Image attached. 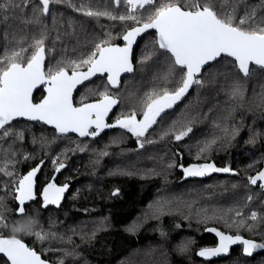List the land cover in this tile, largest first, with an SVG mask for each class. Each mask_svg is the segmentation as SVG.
<instances>
[{
    "label": "trees",
    "instance_id": "trees-1",
    "mask_svg": "<svg viewBox=\"0 0 264 264\" xmlns=\"http://www.w3.org/2000/svg\"><path fill=\"white\" fill-rule=\"evenodd\" d=\"M179 2L185 5L189 0ZM37 3L31 0V4ZM213 3L220 11V0ZM259 3L260 0H245L238 15L243 14L246 5ZM81 4L107 8L114 15L127 12L124 3L117 8L112 0L52 3L49 14L41 17L42 24L25 28L18 21L0 23V57L16 47L13 33L15 39L27 37L22 45L27 48L32 38H39L44 30L45 71L58 66L71 71L67 61L82 53L86 56L91 51V41L118 42L127 28L136 25L104 16H85L77 11ZM150 10L145 6L131 14L146 15ZM25 14L31 16V5ZM258 14H264V10H258ZM69 21L75 29L72 36L64 35L73 31ZM109 33L110 38L106 37ZM31 52L29 48L25 55ZM133 56L136 69L123 77L119 88L112 89L104 77H97L80 87L75 103L112 93L120 100L113 116L135 112L137 118H142L146 93L165 87L174 91L179 86L183 71L172 64L170 53L159 49L151 32L141 38ZM146 56L151 59L142 62ZM58 61L62 63L58 65ZM170 68H174L173 74L165 81L163 77ZM196 79L202 83L193 84L186 97L166 109L140 138L120 127L89 138L58 134L43 124L25 121L5 126L0 130V169L13 175L0 171V214L13 222L32 221L33 231L42 229L48 234L40 241L34 235L21 233L43 258L57 264H264V257L250 260L239 248L223 259L206 260L196 254L198 249L215 244V238L204 230L209 225L264 241V235L259 234L261 228L249 232L228 226L233 218L240 219L235 217L236 210L245 218L252 211L264 216V189L259 183H249V177L264 170V70L252 66L251 74L244 77L234 59L221 56ZM236 82L242 85L243 99L231 95ZM41 95L38 91L34 98ZM189 122L192 132L176 141L173 131ZM5 131L8 135H4ZM213 140L216 143L210 149L200 152ZM37 160L43 163L39 185L50 180L58 185L68 183V192L59 207L43 208L33 201L21 217L15 213V187L23 172ZM59 163L65 167L57 172ZM179 163L183 168L213 163L231 171L186 177ZM117 190L118 194L113 195ZM220 216L224 219L216 218ZM0 264L9 263L0 258Z\"/></svg>",
    "mask_w": 264,
    "mask_h": 264
},
{
    "label": "snow or ice",
    "instance_id": "snow-or-ice-1",
    "mask_svg": "<svg viewBox=\"0 0 264 264\" xmlns=\"http://www.w3.org/2000/svg\"><path fill=\"white\" fill-rule=\"evenodd\" d=\"M64 2L65 0H38L37 4H31V0H6L0 3V23L7 25L10 20L18 21L25 28L30 24H42L41 17L49 14L50 5ZM68 2L70 4V0ZM112 2L117 8L124 3L127 12L114 15L107 8L94 9L83 4L77 11L88 17L104 16L109 20H118L125 25L132 22L139 26L131 27L125 32L122 37L125 41L124 47L111 45L108 39L91 41L92 48L86 56L82 53L80 57L67 61L72 69L71 74L65 66L44 70L46 31L42 30L39 38L33 37V43L27 48L22 46L27 37L21 36L20 39H15V33H13L16 47L6 50L0 57V129H4L10 121L17 117H26L29 120L43 121L53 125L59 133L76 132L81 137L96 136L104 128L118 126L140 138L145 136L148 129L157 122V118L179 101L193 84L202 83L201 80L196 79V76L218 57L227 55L234 58L239 72L244 77L251 74L252 66L264 70V14H258V10H264V0H260L258 5H246L242 15H238V11L245 0H220V11L217 10L213 0H204L203 3L201 0H189L185 5H181L179 0H160L159 3L157 0H112ZM30 5L31 16H27L25 9ZM145 6L151 8L146 15L131 14L138 9H144ZM68 26L73 28L71 21L68 22ZM148 29L156 30L159 48L170 53L172 64L183 71L179 86L174 91L165 87L146 93L147 102L141 120H138L136 113L133 112L118 118L115 124L105 123V117L113 105L118 102L106 92L100 93L101 99L97 102L74 107L73 90L91 76L97 73H107L108 82L116 86L121 73L133 71L130 61L132 45L136 37ZM74 31L73 28L72 32H65L64 35L72 36ZM106 37L110 38L111 34H106ZM56 39L59 40L60 36L58 35ZM29 48L32 52L26 56ZM149 59L151 57L146 56L142 62ZM61 63L62 61L57 62L58 65ZM85 65L87 70L80 71L79 69ZM173 71L174 68H170L163 79L167 81ZM39 85H47L45 88L47 95L39 103H33V90ZM231 95L233 98L243 99L244 91L239 82L234 83ZM93 125L95 130L90 132L89 129ZM191 132L192 127L189 122L181 130L173 131L172 134L176 141H180ZM168 134L165 133V135ZM4 135H8L7 131ZM215 143V140L207 143L200 149V152L207 151ZM143 146L141 142L140 147ZM53 163L55 164L56 161ZM64 167L65 164L59 163L56 171L59 172ZM0 171L8 176L13 175L6 169H0ZM38 171L39 166L29 171L27 175L18 180L15 187L17 193L15 199L19 202L17 214L21 217L25 216V202L35 199L34 177ZM230 171L228 167L218 168L213 163L193 164L183 168L186 177ZM258 182L259 187L264 189V170L249 177L251 185H257ZM67 188V184L57 186L54 182L48 183L42 192L43 206L47 207L50 204L59 206ZM117 194L118 190L113 193V195ZM247 199L251 201L252 197L248 196ZM0 203H2V198H0ZM235 217H240V219L233 218L229 227L235 226L237 229H246L249 232H256L257 228H261L259 234L264 235V227H261L264 226V216L256 211H252L245 218L241 211L236 210ZM208 218L205 216V219ZM216 218L224 219L223 216ZM249 220L254 223H248ZM0 223L4 224V227L8 226L2 214H0ZM32 223L34 222L29 221L25 224L17 221L13 224V230L26 235H34L40 241L47 239L48 234H45L42 229L32 230ZM207 231L215 233L218 237V244L215 247H204L198 252L199 256L206 259L227 254L231 246L237 244L242 245L243 254L249 257L258 250H264V242L246 239L238 233L226 234L216 228H208ZM0 254H3L10 264H47V261L16 235L8 238L0 236Z\"/></svg>",
    "mask_w": 264,
    "mask_h": 264
},
{
    "label": "flooded vegetation",
    "instance_id": "flooded-vegetation-1",
    "mask_svg": "<svg viewBox=\"0 0 264 264\" xmlns=\"http://www.w3.org/2000/svg\"><path fill=\"white\" fill-rule=\"evenodd\" d=\"M152 34H154V36H155V40H156V43H157V35H156V33L155 32H152V31H150ZM141 40V39H140ZM139 40V41H140ZM158 45V44H157ZM159 47V46H158ZM160 49V48H159ZM163 50V49H162ZM104 78H105V80H106V82H107V79H106V76H103ZM108 83V82H107ZM109 85V84H108ZM110 86V85H109ZM45 87V85H43L41 88H39L38 90H36V92H38V91H40L41 92V96L39 97V98H37V99H35L34 97H35V94H34V96H33V100L34 101H38L39 99H41L42 98V96L44 95V91H43V88ZM111 87V86H110ZM112 88V87H111ZM112 89H117V88H112ZM111 95H113V96H115V97H117L116 95H114V94H112L111 93ZM118 98V97H117ZM97 100V99H96ZM120 101V100H119ZM79 104H81V103H79ZM119 104V103H118ZM115 110V109H114ZM114 110H113V112L110 114V116L108 117V119H107V123H112V122H114V121H116L118 118H122L123 116H113V114H114ZM143 117V116H142ZM138 120H141V119H143V118H137ZM25 122H28V121H25ZM32 123H37V124H42V122H40V121H35V122H32ZM44 125V124H43ZM7 126V125H6ZM46 126V125H45ZM50 128V127H49ZM118 128V127H117ZM53 129V128H52ZM115 129V128H114ZM121 129V128H120ZM1 130V129H0ZM124 130V129H123ZM90 132L91 131H94V128H91L90 130H89ZM124 131H127V130H124ZM106 132V131H105ZM104 132V133H105ZM57 133V132H56ZM103 133V134H104ZM103 134H101V135H103ZM100 135V136H101ZM99 136V137H100ZM97 138V137H96ZM37 155L35 154V157H36ZM44 160V159H43ZM42 164L43 163H41V162H39L38 160L35 162V164L32 166V167H28L27 169H26V171H24L23 172V174L21 175V177L20 178H22L27 172H29V170H33L34 168H36V167H38L39 166V171H40V169H41V166H42ZM180 165L179 166H184V165H182L181 163H179ZM187 168V167H186ZM39 171L37 172V174H36V177H35V181H34V194H35V199H33V200H29V201H26L25 202V205H24V208L26 209V206L29 204V203H31V202H33V201H38V205L41 207V206H43L42 205V203H43V197H42V191H43V187L47 184V183H41L40 185H39V182H38V177H39ZM19 178V179H20ZM49 182H53L52 180H50ZM259 183V182H258ZM16 195H17V193H16ZM15 195V196H16ZM16 202H17V205H16V209H15V213L17 214V208L19 207V202L16 200ZM49 207H53V206H49ZM46 208H48V207H46ZM18 215V214H17ZM17 221H21V220H17ZM17 221H15V222H17ZM4 222L8 225L7 227H4V224H2V223H0V236H3V237H5V238H8V237H11L12 235H16L17 236V238H20L22 241H24V242H26L25 241V239H23V237H22V235H21V233L22 232H15L14 230H13V224L15 223V222H13V220L12 219H7V218H4ZM22 222V221H21ZM25 224H27V223H25ZM212 226V225H211ZM207 227V226H206ZM217 228V227H216ZM205 229V228H204ZM218 229H220V230H222V231H224L223 229H221V228H219L218 227ZM224 232H228V231H224ZM207 233H209V232H207ZM228 233H230V232H228ZM209 234H211L214 238H215V243H216V240H217V238H216V236L214 235V234H212V233H209ZM231 234H233V233H231ZM238 234H240V235H242V236H244L243 234H241V233H238ZM244 237H246V236H244ZM246 238H249V239H253V240H256V241H258V242H264V241H262V240H258V239H256V238H252V237H246ZM27 243V242H26ZM28 244V243H27ZM215 245V244H214ZM30 246V245H29ZM31 247V246H30ZM235 248H239L240 249V251H241V253H242V255L244 256V257H246V258H248V259H250V260H253V259H256V258H263L264 257V250H260V251H257L255 254H253V256H251V257H249V256H245L244 254H243V251H242V245H237L236 247H234V248H232L231 250H233V249H235ZM230 250V251H231ZM230 251H229V253H230ZM0 258H2V259H4V260H7L5 257H3V256H0ZM9 263V262H8Z\"/></svg>",
    "mask_w": 264,
    "mask_h": 264
},
{
    "label": "water",
    "instance_id": "water-1",
    "mask_svg": "<svg viewBox=\"0 0 264 264\" xmlns=\"http://www.w3.org/2000/svg\"><path fill=\"white\" fill-rule=\"evenodd\" d=\"M134 26H139L138 24H136V25H133V26H131V27H134ZM131 27H129V28H127L125 31H124V33H123V35L125 34V32L128 30V29H130ZM148 31H152V32H155L156 33V30L155 29H148L147 31H145L144 33H141L139 36H137L136 37V40H135V42L133 43V45H132V51H131V54H130V61H131V64H132V68H133V71H134V64H133V58H134V47H135V45L137 44V42H138V40H139V38L142 36V35H144L146 32H148ZM123 35L119 38V40H118V42H115V43H110L111 45H114V46H119V47H124L125 46V41L122 39V37H123ZM156 35H157V33H156ZM222 56H227V55H222ZM219 58V57H218ZM217 58V59H218ZM231 58V57H230ZM232 59H234V58H232ZM45 60H46V58H45ZM212 62H214V61H212ZM212 62H210V63H212ZM209 63V64H210ZM208 64V65H209ZM207 66V65H206ZM205 66V67H206ZM44 70H45V61H44ZM87 70V68H85V69H82V70H80V71H86ZM132 71V72H133ZM132 72H124V73H121L120 74V77H119V81H118V84L116 85V86H113V85H111L112 87H118V86H120V84H121V80H122V78H123V76H125L126 74H129V73H132ZM202 72V71H201ZM71 74V73H70ZM201 74V73H200ZM200 74H198L197 76H196V78L200 75ZM97 76H106L107 77V80H108V74L107 73H97V74H95L94 76H91L88 80H85V81H83L81 84H78L77 86H76V88L73 90V93H72V103H73V106L74 107H80V106H82V104H76L75 103V100H74V98H75V95H76V93L78 92V89L82 86V85H84L85 83H87L89 80H91V79H93V78H95V77H97ZM41 85H39L36 89H34L33 90V95L36 93V90L40 87ZM47 86V85H46ZM193 86V85H192ZM192 86L189 88V90H188V92L179 100V101H181V100H183L184 98H185V96L191 91V89H192ZM46 88V87H45ZM45 88H44V90H45ZM33 95H32V97H33ZM47 95V93H46V91H45V95L44 96H46ZM108 95H110V96H112L114 99H116L117 101H118V98H116V97H114L113 95H111V94H108ZM44 96L41 98V99H39L38 101H34L33 99H32V101H33V103H39L43 98H44ZM99 99H101V98H99ZM99 99H97V100H92V101H89V102H86V103H94V102H97ZM118 103L119 102H117L115 105H113V107H112V109H111V111L108 113V115L105 117V123H107V118H108V116L110 115V113L118 106ZM84 104V103H83ZM13 121H28V122H34L33 120H29V119H27L26 117H17V118H15V119H13L12 121H10L9 122V124L10 123H12ZM42 122V124H44V125H46L47 127H50V128H53L58 134H65V135H68V134H75L76 136H79V137H81L78 133H76V132H68V133H59L56 129H55V127L53 126V125H50V124H46V123H44L43 121H41ZM110 124H115V122L114 123H110ZM92 128H94L95 129V126L93 125V127ZM115 127H109V128H104L102 131H100L99 132V134L98 135H96V136H99L102 132H104V131H108V130H111V129H114ZM89 136H91V135H89ZM96 136H91V137H96ZM85 137V136H84ZM37 168V167H36ZM63 186V185H62ZM33 191H34V188H33ZM43 192V191H42ZM65 193H66V191H65ZM65 193H64V195H65ZM63 195V196H64ZM62 201H63V198H62V200H61V202H60V204L62 203ZM59 204V205H60ZM51 205V204H50ZM51 206H55V207H58V206H56V205H51ZM208 228H215V227H213V226H209V227H207L206 228V231H207V229ZM218 230V229H217ZM220 231V230H219ZM209 232V231H208ZM211 233H213V234H215L214 232H211ZM226 234H231V233H226ZM231 235H235V234H231ZM247 239V238H246ZM251 240V239H250ZM255 241V240H254ZM218 244V237H217V240H216V243H215V245H213L212 247H215L216 245ZM238 245V244H237ZM234 246H236V245H233V246H231V248L232 247H234ZM202 249V248H201ZM201 249H199L198 251H197V255H198V252L201 250ZM259 251V250H258ZM256 253V252H255ZM254 253V254H255ZM38 255H40L39 253H37ZM228 254V253H227ZM227 254H222V255H220V256H216V257H212V258H210V259H206V258H204V257H201V256H199L200 258H202V259H206V260H214V259H222V258H224V257H226L227 256ZM0 255H3V254H0ZM41 256V255H40ZM42 258V257H41ZM44 260V259H43ZM45 261H47V260H45ZM10 263V262H9ZM47 264H53V263H51V262H49V261H47Z\"/></svg>",
    "mask_w": 264,
    "mask_h": 264
},
{
    "label": "bare ground",
    "instance_id": "bare-ground-1",
    "mask_svg": "<svg viewBox=\"0 0 264 264\" xmlns=\"http://www.w3.org/2000/svg\"><path fill=\"white\" fill-rule=\"evenodd\" d=\"M148 32H150V31H148ZM146 33H147V32H146ZM146 33H145V34H146ZM145 34H144V35H145ZM122 35H123V34H122ZM122 35H121V36H122ZM144 35H142V36L139 38V40H140ZM139 40H138V42H139ZM138 42H137V44H138ZM137 44H136V45H137ZM136 45H135V47H136ZM135 47H134V49H135ZM45 61H46V60H45ZM212 63H213V62H212ZM133 64H134V71H135L136 66H135V63H134V59H133ZM210 64H211V63H210ZM210 64H209V65H210ZM209 65H207V66H209ZM207 66H206V67H207ZM86 68H87V67H86ZM204 68H205V67H204ZM204 68H203V69H204ZM82 69H85V68H82ZM82 69H79V70H82ZM203 69H202V70H203ZM71 71H72V70H71ZM71 71H69V74L71 73ZM134 71H133L132 73H134ZM132 73H129V74H132ZM129 74H126L125 76H127V75H129ZM125 76H123V77H125ZM97 77H103V76H97ZM97 77H95V78L89 80L88 82H90V81L96 79ZM106 79H107V77H106ZM122 79H123V78H122ZM88 82H87V83H88ZM107 82H108V80H107ZM87 83H85V84H87ZM85 84H84V85H85ZM108 84L110 85L109 82H108ZM121 84H122V80H121ZM121 84H120V86H121ZM42 86H43V85H41L39 88H41ZM82 86H83V85H82ZM82 86H81V87H82ZM110 86H111V85H110ZM120 86H118V87H112V86H111V87H112V88H119ZM45 87H46V85H45ZM45 87H44V88H45ZM39 88H38V89H39ZM44 88H43V91H44V95H45V90H44ZM38 89H37V90H38ZM79 89H80V88H79ZM79 89H78V90H79ZM44 95H43V96H44ZM33 96H34V95H33ZM43 96H42V97H43ZM114 97H115V96H114ZM185 97H186V96H185ZM116 98H117V97H116ZM32 99H33V97H32ZM74 100H75V98H74ZM87 102H89V101H87ZM118 102H119V98H118ZM84 103H86V102H84ZM81 104H83V103H81ZM112 112H113V111H112ZM112 112H111V113H112ZM111 113H110V114H111ZM109 116H110V115H109ZM109 116H108V117H109ZM107 119H108V118H107ZM106 121H107V120H106ZM34 122H35V121H34ZM40 122H41V121H40ZM114 122H116V121H114ZM114 122H112V123H114ZM107 124H110V123H107ZM117 127H118V126H117ZM117 127H115V128H117ZM90 129H91V128H90ZM90 129H89V130H90ZM94 130H95V129H94ZM104 132H105V131H104ZM104 132H102L101 134H103ZM101 134H100V135H101ZM73 135H75V134H73ZM100 135H99V136H100ZM85 137L96 138V137H98V136H96V137L85 136ZM41 162H42V161H41ZM31 170H32V169H31ZM31 170H29V171H31ZM27 173H28V172H27ZM27 173H26L25 175H27ZM35 177H36V176H35ZM35 177H34V181H35ZM48 183H50V182H48ZM48 183H47V184H48ZM47 184L43 187V189L47 186ZM65 184L68 185V183H64V184H61V185H58V184H57V186H62V185H65ZM67 192H68V188H67V190H66L65 195L63 196V199L65 198ZM42 205H43V203H42ZM60 205H61V204H60ZM60 205H59V206H60ZM49 206H51V205H48L47 207H49ZM59 206H58V207H59ZM42 207H43V208H46V207H44V206H42ZM53 207H55V206H53ZM209 226H211V225H209ZM209 226H207V227H209ZM207 227H205V232H208V231H206V228H207ZM213 227H215V226H213ZM215 228H216V227H215ZM216 229H218V228H216ZM218 230H220V229H218ZM220 231H222V230H220ZM222 232H224V231H222ZM209 233H211V232H209ZM224 233H228V232H224ZM212 234H213V233H212ZM214 235H215V234H214ZM215 236H216V235H215ZM241 236H242V235H241ZM243 237H244V236H243ZM216 238H217V236H216ZM244 238H246V237H244ZM247 239H249V238H247ZM251 240H253V239H251ZM255 241H256V240H255ZM23 242H24V241H23ZM257 242H258V241H257ZM24 243H25L28 247H30L26 242H24ZM238 245H239V244H238ZM236 246H237V245H236ZM236 246H234V247H236ZM211 247H212V246H211ZM234 247H232V248H234ZM30 248H32V247H30ZM232 248H230V250H231ZM32 249H34V248H32ZM200 249H201V248H200ZM34 250H35V249H34ZM198 250H199V249H198ZM198 250H197V251H198ZM35 251H36V250H35ZM197 251H196V254H197ZM259 251H260V250H259ZM36 252L39 253L38 251H36ZM39 254H40V253H39ZM228 254H229V253H228ZM228 254H227V256H228ZM40 255H41V254H40ZM0 256L5 257L4 255H0ZM197 256H198V255H197ZM227 256H226V257H227ZM41 257H42V255H41ZM198 257H199V256H198ZM226 257H224V258H226ZM5 258H6V257H5ZM199 258H200V257H199ZM6 259H7V258H6ZM42 259L47 260V259H45V258H43V257H42ZM222 259H223V258H222ZM47 261H49V260H47ZM49 262H51V261H49ZM51 263H53V264H57V263H54V262H51ZM9 264H10V263H9Z\"/></svg>",
    "mask_w": 264,
    "mask_h": 264
},
{
    "label": "rangeland",
    "instance_id": "rangeland-1",
    "mask_svg": "<svg viewBox=\"0 0 264 264\" xmlns=\"http://www.w3.org/2000/svg\"><path fill=\"white\" fill-rule=\"evenodd\" d=\"M143 118V117H142ZM205 230V229H204Z\"/></svg>",
    "mask_w": 264,
    "mask_h": 264
}]
</instances>
